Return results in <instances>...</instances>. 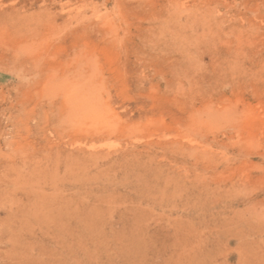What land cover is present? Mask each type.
Returning <instances> with one entry per match:
<instances>
[{"label":"rangeland","instance_id":"rangeland-1","mask_svg":"<svg viewBox=\"0 0 264 264\" xmlns=\"http://www.w3.org/2000/svg\"><path fill=\"white\" fill-rule=\"evenodd\" d=\"M0 264H264V0H0Z\"/></svg>","mask_w":264,"mask_h":264}]
</instances>
